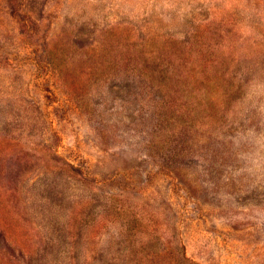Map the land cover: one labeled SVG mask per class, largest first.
Here are the masks:
<instances>
[{
    "label": "rangeland",
    "instance_id": "obj_1",
    "mask_svg": "<svg viewBox=\"0 0 264 264\" xmlns=\"http://www.w3.org/2000/svg\"><path fill=\"white\" fill-rule=\"evenodd\" d=\"M0 264H264V0H0Z\"/></svg>",
    "mask_w": 264,
    "mask_h": 264
}]
</instances>
